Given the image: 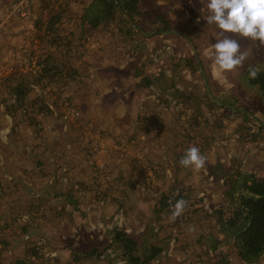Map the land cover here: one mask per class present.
Wrapping results in <instances>:
<instances>
[{
    "label": "rangeland",
    "instance_id": "obj_1",
    "mask_svg": "<svg viewBox=\"0 0 264 264\" xmlns=\"http://www.w3.org/2000/svg\"><path fill=\"white\" fill-rule=\"evenodd\" d=\"M91 1L0 0V264H131L153 247L149 264H214L232 174L264 176V96L249 80L264 46L229 34L246 59L222 71L201 0H142L131 33L83 22ZM47 56L63 70L35 80L26 106L10 99V77L40 73ZM223 90L239 107L217 105ZM191 146L206 158L198 171L180 164Z\"/></svg>",
    "mask_w": 264,
    "mask_h": 264
},
{
    "label": "trees",
    "instance_id": "obj_2",
    "mask_svg": "<svg viewBox=\"0 0 264 264\" xmlns=\"http://www.w3.org/2000/svg\"><path fill=\"white\" fill-rule=\"evenodd\" d=\"M142 0H93L88 5L84 15L83 22L88 23L92 28H99L102 25H107L110 22H117L121 25L130 26L127 31L136 30L137 25L141 20ZM131 19H129L128 17ZM60 15H51L48 23V32L53 36V44L56 41H64V36H61ZM164 24L160 29L168 30L169 26L163 20ZM137 24V25H136ZM140 26V25H139ZM136 27V28H135ZM141 30V29H140ZM57 46V45H55ZM52 56H47V63L39 60L40 73L31 72L19 73L15 72L11 77V83L7 87L10 99H15L20 105L26 106L27 100L30 98V93L33 89L35 80L42 79L44 76L50 77L47 73L56 67H47L48 61ZM191 59L187 60L189 64ZM45 63V65L41 64ZM178 65V61L175 60ZM43 65V66H42ZM61 72L63 69L56 68ZM58 72V73H59ZM54 75L53 73H51ZM250 83L257 85L264 96V69L258 71L255 79L250 78ZM8 79L5 80L6 84ZM216 100L219 107L228 109L239 107V99L230 90H223L216 95ZM16 105L14 104V107ZM234 112V111H229ZM35 117H31L33 120ZM264 129V126H261ZM228 196L217 210L218 221L224 238L216 242L215 250L217 261L214 264H230L228 245L234 244L238 249L242 258L248 264H260L264 257V176L260 179L254 172L237 170L232 174L230 179V189L227 192ZM246 211H245V210ZM122 237L127 238V242L134 241L126 236V233L120 232ZM236 238V243L234 242ZM126 244L128 247L130 244ZM129 248V247H128ZM161 251V249L153 247L151 254L144 257L130 253L129 260L131 264H149L152 259ZM130 252V249H129ZM15 264H26L22 259H18Z\"/></svg>",
    "mask_w": 264,
    "mask_h": 264
},
{
    "label": "clouds",
    "instance_id": "obj_3",
    "mask_svg": "<svg viewBox=\"0 0 264 264\" xmlns=\"http://www.w3.org/2000/svg\"><path fill=\"white\" fill-rule=\"evenodd\" d=\"M208 9L206 21L208 25H215L219 30V38L213 45L214 63L222 71H233L242 66L246 53L229 34L242 38H250L264 46V0H201ZM258 69L249 68L250 78L255 79ZM206 158L201 155L199 148L189 147L181 158L180 164L185 168L200 170L204 167ZM186 201L178 200L173 206L169 220L174 222L184 211Z\"/></svg>",
    "mask_w": 264,
    "mask_h": 264
},
{
    "label": "crops",
    "instance_id": "obj_4",
    "mask_svg": "<svg viewBox=\"0 0 264 264\" xmlns=\"http://www.w3.org/2000/svg\"><path fill=\"white\" fill-rule=\"evenodd\" d=\"M113 28V31L115 32V29H114V27H112ZM42 160H44V162H42V161H39L40 163V165H42V167L43 166H45L46 167V163H47V159L46 158H43ZM39 167V166H38ZM37 166L35 167V168H38ZM19 180V179H18ZM21 182H22V184H21V188H24V186L26 185V184H28V183H26V181H23V180H20Z\"/></svg>",
    "mask_w": 264,
    "mask_h": 264
},
{
    "label": "water",
    "instance_id": "obj_5",
    "mask_svg": "<svg viewBox=\"0 0 264 264\" xmlns=\"http://www.w3.org/2000/svg\"><path fill=\"white\" fill-rule=\"evenodd\" d=\"M128 17V16H127ZM129 18V17H128ZM130 19V18H129ZM131 20V19H130ZM146 32V31H145ZM231 109H233V108H231ZM237 110H241V109H237ZM256 118H258L257 116H255ZM260 122H261V120H260ZM261 124L262 125H264V123L263 122H261ZM245 210V209H244ZM246 211V210H245ZM234 242L236 243V238H235V240H234Z\"/></svg>",
    "mask_w": 264,
    "mask_h": 264
},
{
    "label": "built area",
    "instance_id": "obj_6",
    "mask_svg": "<svg viewBox=\"0 0 264 264\" xmlns=\"http://www.w3.org/2000/svg\"><path fill=\"white\" fill-rule=\"evenodd\" d=\"M78 114V113H77ZM65 117H67V116H65Z\"/></svg>",
    "mask_w": 264,
    "mask_h": 264
}]
</instances>
